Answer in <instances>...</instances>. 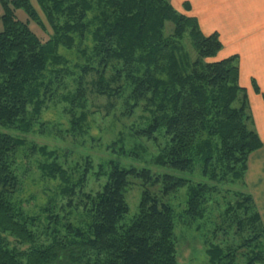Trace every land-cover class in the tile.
<instances>
[{"label": "trees", "instance_id": "16d2710c", "mask_svg": "<svg viewBox=\"0 0 264 264\" xmlns=\"http://www.w3.org/2000/svg\"><path fill=\"white\" fill-rule=\"evenodd\" d=\"M36 1L52 32L45 40L32 28L43 30L45 26L30 0H0V126L30 131L44 103L71 74L68 62L58 53L59 46L70 49L90 38V48L79 46L86 62L80 67L77 88L74 94L62 97L71 104L72 124L78 127L87 118L86 112L77 118L74 113L84 97V75L94 71L96 88L104 93L103 88H109L105 84L108 64L119 62L115 79L130 89L129 101L136 106L144 101L152 112L148 126L135 134L150 139L163 128L170 137L155 161L181 171H193L201 163L202 175L208 180L192 183L170 174L154 179L148 169L124 168L108 161L107 180L101 190L83 195L84 200L78 202L86 215L85 226L60 218L55 204H47L41 214L51 230V242L39 245L31 228L41 215H27L15 200L20 186L16 155L26 142L0 131V264H180L174 210L147 186L160 180L163 195L186 186L185 214L195 221L204 217L220 180H244L247 159L262 142L253 128L245 89L239 85L237 57L214 59L222 48L219 35H205L197 19L188 13L187 3L183 4L184 12H178L172 0ZM19 9L27 16L24 21L16 15ZM166 22L173 24L172 35H165ZM185 34L197 53L193 60L181 42ZM254 89L260 93L256 85ZM262 97L264 100V94ZM28 149L32 154L36 151L34 146ZM39 151L54 155L45 148ZM38 168L43 177L60 181L59 193L69 199L71 207V198L83 178L75 180L56 157L39 163ZM130 178L140 179L143 190L138 213L121 225L128 212L125 193ZM239 210L242 218L237 216ZM230 213L236 214L239 229L251 226L254 236L244 244L250 251L238 261L235 248L210 244L208 263L264 264V243L259 241L264 224L251 194L241 193V200L224 212ZM17 244L29 247L21 250Z\"/></svg>", "mask_w": 264, "mask_h": 264}, {"label": "rangeland", "instance_id": "374dc122", "mask_svg": "<svg viewBox=\"0 0 264 264\" xmlns=\"http://www.w3.org/2000/svg\"><path fill=\"white\" fill-rule=\"evenodd\" d=\"M30 1L45 27L40 30L32 24L30 26L38 37L45 40L52 33L51 29L37 1ZM175 9L181 12L178 8L175 7ZM2 12L0 3V16ZM16 15L22 21L27 18L21 9L16 11ZM0 31H2L1 18ZM164 32L165 35H172L171 22H166ZM181 42L185 50L190 53L192 60L195 59L197 53L187 34ZM83 44H76L70 49L59 46L58 53L68 62L71 74L64 78L65 85L58 86L54 95L44 103L30 131L23 133L0 126L1 132L19 137L26 142L16 155L15 166L20 177V186L15 194V200L27 215H41V220L31 228L35 233V243L39 245H47L51 242V230L46 228V222L41 214L42 207L47 204H55V213L59 214L60 218L66 217L74 225L85 226L86 215L83 206L78 202L84 200L83 195H94L101 190L107 180L108 167L105 164L108 161L116 162L124 168L148 169L154 179L163 174H170L188 179L192 183L208 180L202 175L201 163H197L193 171H181L160 165L155 161L158 154L169 143L170 137L166 135L163 128L155 132L150 139L135 134L136 131L148 126L152 120V112L144 101L139 102L137 106L129 101L130 89L122 80L115 79L119 62L111 61L108 64L105 84H108L109 88H103L106 91L104 93H100L96 88L97 74L94 71L84 75L83 100L77 104L73 103L76 104L75 118L79 117L81 112H86L87 118L85 122L79 123L78 127L72 124L71 111H69L71 104L62 100V97L74 94L77 88V80L81 74L80 67L86 62L84 49H80L79 46L90 48L92 42L90 38H87ZM214 59H218V53ZM209 61L212 59L210 58ZM76 64L79 67H75ZM94 66H97L96 62ZM31 146L36 147L33 154L28 149ZM40 148H45L47 152L53 151L54 155L51 157L43 155L39 151ZM53 157H56L57 162L75 180L83 178V182L76 187L75 195L71 198V207L67 205L69 199L59 193L60 181L43 177L38 168L39 163L50 162ZM217 172L219 175L220 171ZM243 182L244 180H232L230 177L220 180L216 184V193L210 195L204 217L195 221H190L185 214L188 193L186 186L163 195L160 180L148 184L150 192L160 197L174 210L176 257L180 264H209L206 250L210 244L229 249L235 248L237 260L244 259V255L250 251V247L244 244L253 238L254 232L249 225H245L243 230L239 229L236 214H224L230 205L241 200V193H248ZM141 183L140 179L130 178V185L125 193L128 212L121 219V225L129 223L138 213L143 190ZM223 216L226 217L225 220ZM237 216L242 218L243 211L239 210ZM58 228L59 233L64 236L65 232L59 226ZM9 239L13 244L14 239L12 237ZM259 241L264 243V236L260 237ZM17 245L21 250L29 247V245Z\"/></svg>", "mask_w": 264, "mask_h": 264}, {"label": "crops", "instance_id": "0c3cea01", "mask_svg": "<svg viewBox=\"0 0 264 264\" xmlns=\"http://www.w3.org/2000/svg\"><path fill=\"white\" fill-rule=\"evenodd\" d=\"M184 3L205 35H219L218 59L237 57L239 85L245 89L253 128L262 142L247 159L243 183L264 223V0H173L181 12Z\"/></svg>", "mask_w": 264, "mask_h": 264}]
</instances>
